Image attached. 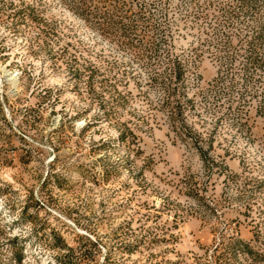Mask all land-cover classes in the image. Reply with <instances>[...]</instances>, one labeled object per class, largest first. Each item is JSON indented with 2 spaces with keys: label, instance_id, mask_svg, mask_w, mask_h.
Listing matches in <instances>:
<instances>
[{
  "label": "rangeland",
  "instance_id": "1",
  "mask_svg": "<svg viewBox=\"0 0 264 264\" xmlns=\"http://www.w3.org/2000/svg\"><path fill=\"white\" fill-rule=\"evenodd\" d=\"M0 264H264V0H0Z\"/></svg>",
  "mask_w": 264,
  "mask_h": 264
},
{
  "label": "trees",
  "instance_id": "2",
  "mask_svg": "<svg viewBox=\"0 0 264 264\" xmlns=\"http://www.w3.org/2000/svg\"><path fill=\"white\" fill-rule=\"evenodd\" d=\"M168 68V75H169V83H171L172 81H178L180 80L181 78V65L179 62H176V61H172V64L170 67H167ZM161 80H165L162 75H160L159 77H157ZM164 85H166V83H164ZM174 90L175 89H170V87L168 85L165 86V89H164V93H165V99L163 101V105L165 107H168L170 109V116L173 120H175V117L178 116L180 114V110H181V100L180 98H176L173 102L174 105L171 106V102H170V99L171 98H174V96H176V94L174 93ZM195 96V94L193 95ZM185 105L187 107H189L190 109L194 107V99L193 97L189 98V97H186L185 98ZM193 106V107H192Z\"/></svg>",
  "mask_w": 264,
  "mask_h": 264
}]
</instances>
